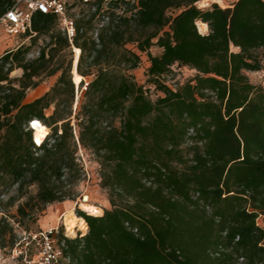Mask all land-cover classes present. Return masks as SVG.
Instances as JSON below:
<instances>
[{"label": "trees", "instance_id": "1", "mask_svg": "<svg viewBox=\"0 0 264 264\" xmlns=\"http://www.w3.org/2000/svg\"><path fill=\"white\" fill-rule=\"evenodd\" d=\"M198 1L76 0L71 39L56 14L38 10L21 35L48 36L50 54L24 61L21 45L0 56V185L35 183L43 205L73 199L80 146L95 155L108 194L101 215L76 210L87 233H60L64 264H264V85L245 74L261 68L264 0ZM14 2L0 0V16ZM82 4L94 9L69 15ZM68 47L80 50L81 81H72V59L59 61L47 73L62 68L53 86L24 102ZM141 53L154 100L131 72ZM14 65L20 77H9ZM173 65L195 75L173 89L163 80ZM32 120L49 129L39 146Z\"/></svg>", "mask_w": 264, "mask_h": 264}, {"label": "rangeland", "instance_id": "2", "mask_svg": "<svg viewBox=\"0 0 264 264\" xmlns=\"http://www.w3.org/2000/svg\"><path fill=\"white\" fill-rule=\"evenodd\" d=\"M205 1V3L197 2L196 4L199 7H204L214 2L213 0ZM223 1L226 6L231 4L234 0ZM93 9L94 6L91 5H77L69 11V15L74 19H77L81 12L85 13L89 10L92 11ZM55 30H57V27H55ZM206 32L207 31L202 33ZM48 42L49 38L46 35H41L35 40H32L30 36H11L5 32L2 26H0V56L9 50L14 51L22 45L23 47H27L24 61L36 58L39 55L41 48L45 49V57H47L48 54H50L49 49L52 46ZM159 51L160 49L157 46H152L150 48V52L154 55L158 54ZM140 55V64L131 72L135 82L144 85V87L148 89L147 94L154 100L160 95V93L147 81V56L144 53H141ZM259 56L261 57V68L257 71H245V74L248 76L251 83L264 85V50L261 49L259 51ZM69 59L74 60V47H68L55 54L47 70H44L41 73L39 84L34 88L26 89L23 101L29 102L49 90L59 76L62 68L56 70L51 75H48L47 73L52 67L56 68L59 61H63L62 63L64 67ZM8 66L9 64H6L5 67ZM171 69V72L166 74L163 77V80L173 89L182 85L195 75L194 70L187 67L184 68V66L178 67L173 65ZM22 71L23 68L15 67L14 65L13 70L9 73V77H20ZM89 79V77H84L83 85H79L78 88H76L77 86L74 87V99L72 102L73 113H75L78 103H80L79 101L84 91V85ZM52 109L53 106H50V108L45 111L46 115H49ZM74 123L75 120L72 119L71 125H73V130L77 132ZM76 158L83 167V174L75 185L73 199L43 205L36 197L37 187L35 183L23 184V186L19 187L17 183H13L10 179L2 182L0 185V264H25L26 262L23 261V257L14 258V256L17 257L19 250H22L23 253L24 250H26L25 253L27 260L34 257L35 247L34 244L28 243V232H34L39 230V228L42 229L58 225V231H60L56 235V238L58 239L62 232L61 230L64 231L65 227L67 228L66 221L70 215L66 216L65 211L70 206H72V215L77 217L79 216L76 215V210L80 209L85 211L82 208L84 202L85 205L91 204L96 207L99 206L101 209L99 215L103 213L104 209L111 208L108 201L107 191L100 186L99 165L96 161L95 155L90 150H84L80 146H77ZM61 215L64 216L60 219ZM65 218L67 219L65 220ZM63 221L65 224L62 223ZM258 222L260 225L262 224L261 217L258 219ZM14 249H16L15 252Z\"/></svg>", "mask_w": 264, "mask_h": 264}, {"label": "built area", "instance_id": "3", "mask_svg": "<svg viewBox=\"0 0 264 264\" xmlns=\"http://www.w3.org/2000/svg\"><path fill=\"white\" fill-rule=\"evenodd\" d=\"M74 1L76 0H15L14 4L0 16V26L11 36L21 35L26 31L31 32L32 15L35 11L52 12L58 16L60 26L65 35L69 37L68 39H71L74 35V23L73 19L67 15V8ZM91 1L95 0H82L84 3ZM36 126H39L36 120L30 121L33 133L36 130ZM43 139L44 137L40 142H37L33 137V141L37 146L40 145ZM62 216L64 215H61L60 219ZM62 223L65 224L64 221ZM61 231L65 238L82 237L87 233V225H85L84 229L75 226L73 228L74 233H70L66 227L64 231ZM58 232H60L58 231V225L28 232V243L34 244L35 247L34 257L27 260L26 250H24V253L19 250L17 257L14 256V258L23 257L25 264H64L67 260L62 252L64 239L57 240L56 235Z\"/></svg>", "mask_w": 264, "mask_h": 264}, {"label": "bare ground", "instance_id": "4", "mask_svg": "<svg viewBox=\"0 0 264 264\" xmlns=\"http://www.w3.org/2000/svg\"><path fill=\"white\" fill-rule=\"evenodd\" d=\"M215 3L221 5V6H225V4L223 3L224 1L223 0H213ZM199 3H205L206 1L205 0H200L198 1ZM207 4V3H206ZM205 5V4H204ZM197 26H198V30L202 33V32H205V31H208L207 30V25L206 23H202L201 21H197L196 22ZM80 50L79 48L77 47H74V60H72V63H73V66H72V69H71V74H73V83H79L82 79V77L77 73V70H76V64H77V60H78V56L80 55ZM37 123H39L37 121ZM34 139L35 141L37 142H40L41 139L44 137L45 134L48 133V129L41 123H39V126H36V130L34 131ZM83 209L88 213V214H94V215H98L100 214L101 212V209L98 207H96L95 205H91V204H86L85 205V202L83 203ZM64 211V210H63ZM72 206H70L66 211H65V215L66 216H69L68 219L65 218V220L67 219L66 221V225H67V228H68V231L70 233H74L73 232V228L75 226H78L79 228H82L84 229L86 223L84 221V219L82 217H77V216H73L72 215ZM90 212V213H89Z\"/></svg>", "mask_w": 264, "mask_h": 264}, {"label": "crops", "instance_id": "5", "mask_svg": "<svg viewBox=\"0 0 264 264\" xmlns=\"http://www.w3.org/2000/svg\"><path fill=\"white\" fill-rule=\"evenodd\" d=\"M228 5H229V4H228ZM228 5H226V6H228ZM220 6H221V5H220ZM221 7H225V6H221ZM159 49H160V48H159ZM160 51H161V49H160ZM160 51H159V52H160ZM261 222H262V221H261ZM261 225H262V224H261Z\"/></svg>", "mask_w": 264, "mask_h": 264}, {"label": "water", "instance_id": "6", "mask_svg": "<svg viewBox=\"0 0 264 264\" xmlns=\"http://www.w3.org/2000/svg\"><path fill=\"white\" fill-rule=\"evenodd\" d=\"M72 66H73V63H72ZM72 81H73V78H72Z\"/></svg>", "mask_w": 264, "mask_h": 264}]
</instances>
